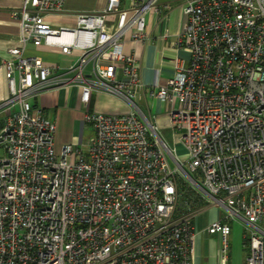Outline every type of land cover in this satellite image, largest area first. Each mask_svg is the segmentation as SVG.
Masks as SVG:
<instances>
[{
    "label": "built area",
    "instance_id": "obj_1",
    "mask_svg": "<svg viewBox=\"0 0 264 264\" xmlns=\"http://www.w3.org/2000/svg\"><path fill=\"white\" fill-rule=\"evenodd\" d=\"M158 2L125 9L108 0L103 11L78 15L74 29L47 21L66 0H23L12 12L18 46L0 58L10 91L0 109H13L0 123V264H194L191 219L200 207L179 213L184 182L198 203L222 208L206 228L221 239L218 264L229 260L234 221L246 227L244 264H264V0H186L179 46L189 57L147 90L171 105L181 163L156 118L138 108L140 60L125 51L126 38H144ZM42 45L79 58L58 74L26 54ZM72 84L87 105L103 91L131 108L86 113L95 134L87 154L56 147L55 122L34 108L43 93Z\"/></svg>",
    "mask_w": 264,
    "mask_h": 264
},
{
    "label": "crops",
    "instance_id": "obj_2",
    "mask_svg": "<svg viewBox=\"0 0 264 264\" xmlns=\"http://www.w3.org/2000/svg\"><path fill=\"white\" fill-rule=\"evenodd\" d=\"M132 2L133 0H121V8H129ZM185 3L186 0H159L158 11H150L146 15L144 38L134 41L128 37L125 42V51L136 55L140 60L143 88L138 91L137 104L147 116L156 118L159 133L164 137L162 140L171 149H176L179 155L185 154V149L182 142L174 138V132L169 126L171 105L160 101L157 97H150L147 90L166 82L173 76L176 62L189 57V54L179 46V38L187 19L183 11ZM22 4L23 0H0V58L5 56L9 48L18 46L19 26L12 17V12L20 9ZM107 4L108 0H66L63 11L58 15L48 16L47 21L55 29H74L78 15L101 12ZM112 19L114 18H109V20ZM26 54L39 58L44 64L59 66L61 69L58 74H64V71L75 64L79 58L78 53L66 55L61 52L60 48L45 45L38 48L30 46ZM81 95L80 87L74 84L59 87L37 97L34 108L41 107L55 122L56 147L64 144L83 146L84 153L87 154L86 143L93 139L95 134L84 121L86 113L96 111L109 115H124L129 113L131 108L125 101L103 91H95L89 105L82 102ZM9 96L10 91L5 72L0 68V105L5 103ZM12 111L13 109L2 107L0 123ZM219 215L214 219L210 217L209 220L199 221V226L194 223V264H217L221 246L211 244L204 252L198 236L201 232H205L208 225Z\"/></svg>",
    "mask_w": 264,
    "mask_h": 264
},
{
    "label": "rangeland",
    "instance_id": "obj_3",
    "mask_svg": "<svg viewBox=\"0 0 264 264\" xmlns=\"http://www.w3.org/2000/svg\"><path fill=\"white\" fill-rule=\"evenodd\" d=\"M141 105V104H140ZM142 106V105H141ZM159 133V132H158ZM159 136L161 139L164 137L159 133ZM164 140V139H163ZM180 151V150H179ZM1 153V152H0ZM58 153V150H57ZM180 162H184L186 159V156L183 154V156H180ZM172 164L176 166V163L172 161ZM183 169L185 172H189V168L186 164H184ZM184 171L181 170L183 175L185 176ZM201 184V181L199 182ZM183 187L189 188V186L184 183L182 184ZM191 192V189L189 190ZM193 192V191H192ZM195 195V194H194ZM199 211L195 216L191 219L192 224H196L199 226V221H206L216 218L219 214H221L222 208L219 205H207V203L200 202L199 203ZM224 212V211H223ZM195 218V222H194ZM246 233V227L244 224L240 221H234L232 223V233L229 236V250H228V257L229 261L228 264H244L246 261V258L248 256V247L245 246L244 242V235ZM198 240L201 244V249H204V252L206 249L208 250V247L211 244H215L217 247L221 246V239L219 236H211L206 233V231L201 232L198 236ZM219 263V259L217 260V264Z\"/></svg>",
    "mask_w": 264,
    "mask_h": 264
},
{
    "label": "trees",
    "instance_id": "obj_4",
    "mask_svg": "<svg viewBox=\"0 0 264 264\" xmlns=\"http://www.w3.org/2000/svg\"><path fill=\"white\" fill-rule=\"evenodd\" d=\"M190 188H185L182 186L181 188V197L179 202V213L184 214L195 211L199 207V203L197 197L194 195V192L189 191Z\"/></svg>",
    "mask_w": 264,
    "mask_h": 264
},
{
    "label": "bare ground",
    "instance_id": "obj_5",
    "mask_svg": "<svg viewBox=\"0 0 264 264\" xmlns=\"http://www.w3.org/2000/svg\"><path fill=\"white\" fill-rule=\"evenodd\" d=\"M142 80V79H141ZM138 105V104H137ZM138 108H139V106H138ZM140 109V108H139ZM143 113V112H142ZM146 117H148V118H151V117H149V116H147L145 113H143ZM187 173H189V172H187ZM190 174V173H189ZM191 178H193V176L192 175H189ZM189 177V178H190ZM199 181V180H198ZM184 183H186L188 186H189V188L191 189V187H190V185H189V183L188 182H184ZM184 183H182V184H184ZM182 184L180 185V191H181V188H182ZM194 192V191H193ZM222 214V213H221ZM220 216V215H219ZM233 223V222H232ZM232 223H231V226H232ZM244 242H245V235H244ZM230 246V245H229ZM229 261V260H228ZM227 264H228V262H227Z\"/></svg>",
    "mask_w": 264,
    "mask_h": 264
}]
</instances>
